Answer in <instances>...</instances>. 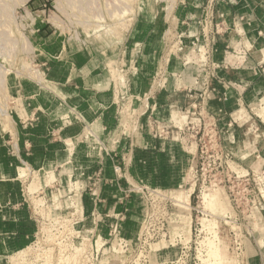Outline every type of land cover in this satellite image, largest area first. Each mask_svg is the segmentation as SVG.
I'll list each match as a JSON object with an SVG mask.
<instances>
[{
    "label": "rangeland",
    "instance_id": "374dc122",
    "mask_svg": "<svg viewBox=\"0 0 264 264\" xmlns=\"http://www.w3.org/2000/svg\"><path fill=\"white\" fill-rule=\"evenodd\" d=\"M208 4L199 18L205 31L193 42L204 53L212 20ZM180 6L181 0H0V114L25 88L37 89L43 62L68 58L69 49H93L99 56L149 9L167 13L163 43L176 55L182 38L172 17ZM165 67L160 64L156 85ZM108 69L119 76L115 62ZM256 70L264 77V62ZM210 100L195 98L192 107L177 113L173 131L159 124L153 129L174 143L173 158L165 152L156 162L171 178L130 173L106 179L118 192L107 202L99 191L101 177L92 178L88 188L77 185L75 192L61 187L35 205L34 232L8 252L5 263L219 264L206 246L216 233L225 264H264V129L248 132L239 126L245 114L235 120L231 110L214 113ZM248 106L247 112L264 109V98Z\"/></svg>",
    "mask_w": 264,
    "mask_h": 264
},
{
    "label": "crops",
    "instance_id": "0c3cea01",
    "mask_svg": "<svg viewBox=\"0 0 264 264\" xmlns=\"http://www.w3.org/2000/svg\"><path fill=\"white\" fill-rule=\"evenodd\" d=\"M209 2L212 20L204 53L193 42L205 31L199 18ZM156 9L136 16L99 56L93 49H69L68 58L43 62L37 89L25 88L1 112L0 264L34 232L35 205L61 187L75 192L77 185L88 188L92 178L106 181L130 173L155 181L171 178L156 162L165 152L173 158L174 143L158 138L153 129L159 124L173 131L178 127L174 116L192 107L195 98L208 96L210 110H231L235 120L245 114L239 126L248 132L264 129L263 108L244 110L264 98V77L256 70L264 62V0H181L172 17L182 38L176 55L163 43L167 13ZM112 62L118 77L108 69ZM162 63L165 77L156 85ZM178 155L185 158L181 151ZM105 181L99 191L107 202L118 192Z\"/></svg>",
    "mask_w": 264,
    "mask_h": 264
},
{
    "label": "bare ground",
    "instance_id": "6f19581e",
    "mask_svg": "<svg viewBox=\"0 0 264 264\" xmlns=\"http://www.w3.org/2000/svg\"><path fill=\"white\" fill-rule=\"evenodd\" d=\"M37 72V71H36ZM37 74V73H36ZM39 74H37V76H38ZM34 76H36V75H34ZM40 76V75H39ZM38 76V77H39ZM40 78V77H39ZM42 78V77H41ZM43 79V78H42ZM41 80V79H40ZM39 81V80H38ZM93 148V147H92ZM24 173V172H23ZM22 176V175H21ZM20 177V176H19ZM22 178V177H21ZM187 200L189 201V199L187 198ZM187 207L188 208H190L189 207V204H188V202H187ZM56 214H57V212H56ZM157 218V217H156ZM69 227V226H68ZM215 237H214V239H210L208 242H206V246H207V248H208V250H209V252H210V254H211V256H212V258H214L216 261L218 260L219 261V264H225V256H226V254L223 252V250H222V248L217 244V242H216V240H217V235H216V233H215V235H214ZM213 238V237H212ZM208 240V239H207ZM206 240V241H207ZM60 243V242H59ZM84 244V243H83ZM78 249V248H77ZM77 251V250H76ZM78 252V251H77ZM212 264H217V263H215V262H212Z\"/></svg>",
    "mask_w": 264,
    "mask_h": 264
}]
</instances>
